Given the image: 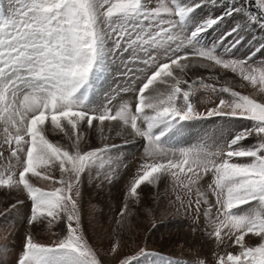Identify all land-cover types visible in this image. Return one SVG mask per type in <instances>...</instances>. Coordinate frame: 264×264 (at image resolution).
<instances>
[{
	"label": "snow or ice",
	"instance_id": "1",
	"mask_svg": "<svg viewBox=\"0 0 264 264\" xmlns=\"http://www.w3.org/2000/svg\"><path fill=\"white\" fill-rule=\"evenodd\" d=\"M249 3L0 0V190L18 194L0 216L30 202L17 264H103L81 223V186L113 183L119 149L136 140L143 157L126 193L134 203L143 187L168 182L188 197L176 196L177 211H194L224 246L215 264H264V60L253 59L264 43L238 54L252 44L250 25L264 29V0L256 12ZM114 77L123 78L115 89ZM201 89L216 96L203 111L194 102ZM45 226L63 234L40 242ZM119 249L116 241L110 252ZM118 264L179 262L140 246Z\"/></svg>",
	"mask_w": 264,
	"mask_h": 264
},
{
	"label": "rangeland",
	"instance_id": "2",
	"mask_svg": "<svg viewBox=\"0 0 264 264\" xmlns=\"http://www.w3.org/2000/svg\"><path fill=\"white\" fill-rule=\"evenodd\" d=\"M4 3L6 4L7 0H4ZM249 8L253 12L257 11L255 0H250ZM204 12L215 14L211 6L205 8ZM238 21V17L235 21L226 19L224 25L210 33L209 38L215 39L225 28ZM246 40H252V44L241 47L238 54L243 55L249 51V48L258 47L264 43V29L250 25ZM253 59L256 64H260L264 60V52L258 53ZM114 81L112 87L115 89L122 85L123 78L114 77ZM226 82L233 84L237 90L245 94L257 95L256 90L250 86L241 88L238 82L230 79ZM197 95L198 99L194 102L201 111L204 110L205 105L216 100V96L211 94L210 90L201 89ZM125 98L130 97L125 96ZM257 98H259L258 95ZM198 131L199 128L193 129V139ZM93 142L96 146L100 144L97 137H93ZM119 151L127 167L124 165L120 167L119 175L113 183H104L101 186L98 182L86 179L81 186V223L86 237L103 264H118L120 258L125 254H134L140 246H145L179 264H199L201 260L205 261V264H215L213 253L224 251V246L221 245L218 249L214 241L204 235L201 230L204 227L203 218L197 221L194 211L185 212L183 208L177 211L179 202L176 201V196L180 195L185 201L188 200L183 192L174 191L170 184L165 182L158 189L143 187L138 204L126 195L129 181L143 157V142L140 140L130 142ZM36 183L39 186L48 187L43 180ZM201 189L206 190V182H202ZM17 195L0 190V213L4 212L7 205L15 203ZM192 198L195 199L194 193ZM126 202L129 204L132 215L129 217L125 212L124 217H121L119 213ZM29 210L30 202L25 200L24 204L13 209L8 217L0 216V264H17L18 257L22 254L25 235L29 231L26 223ZM118 219L124 221L122 227L116 224ZM63 231L62 226L52 228L45 226L37 229L35 236L40 242L47 243L62 235ZM116 241L120 242V249L113 255L110 247ZM246 241L250 245L256 242L249 241L247 238Z\"/></svg>",
	"mask_w": 264,
	"mask_h": 264
}]
</instances>
